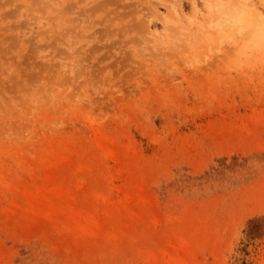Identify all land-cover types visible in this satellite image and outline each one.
I'll list each match as a JSON object with an SVG mask.
<instances>
[{
    "label": "rangeland",
    "instance_id": "374dc122",
    "mask_svg": "<svg viewBox=\"0 0 264 264\" xmlns=\"http://www.w3.org/2000/svg\"><path fill=\"white\" fill-rule=\"evenodd\" d=\"M0 264H264V0H0Z\"/></svg>",
    "mask_w": 264,
    "mask_h": 264
},
{
    "label": "trees",
    "instance_id": "16d2710c",
    "mask_svg": "<svg viewBox=\"0 0 264 264\" xmlns=\"http://www.w3.org/2000/svg\"><path fill=\"white\" fill-rule=\"evenodd\" d=\"M258 222V219H253V220H250L249 221V224L251 225H253V224H256Z\"/></svg>",
    "mask_w": 264,
    "mask_h": 264
}]
</instances>
